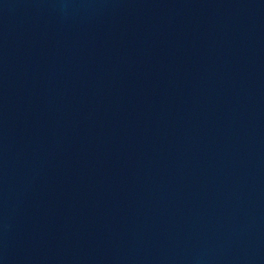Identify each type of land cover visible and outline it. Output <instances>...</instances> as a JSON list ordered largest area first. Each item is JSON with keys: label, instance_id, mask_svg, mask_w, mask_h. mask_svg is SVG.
I'll list each match as a JSON object with an SVG mask.
<instances>
[{"label": "water", "instance_id": "water-1", "mask_svg": "<svg viewBox=\"0 0 264 264\" xmlns=\"http://www.w3.org/2000/svg\"><path fill=\"white\" fill-rule=\"evenodd\" d=\"M0 264H264V0H0Z\"/></svg>", "mask_w": 264, "mask_h": 264}]
</instances>
